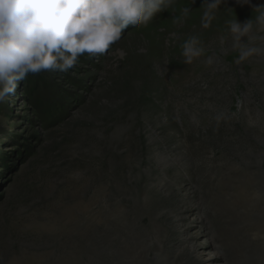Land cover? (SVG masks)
Here are the masks:
<instances>
[{
	"label": "rangeland",
	"instance_id": "rangeland-1",
	"mask_svg": "<svg viewBox=\"0 0 264 264\" xmlns=\"http://www.w3.org/2000/svg\"><path fill=\"white\" fill-rule=\"evenodd\" d=\"M260 5L173 0L18 82L0 101V264H190L209 239L215 264H264V54L238 62L228 33ZM191 35L205 52L186 64Z\"/></svg>",
	"mask_w": 264,
	"mask_h": 264
},
{
	"label": "clouds",
	"instance_id": "clouds-1",
	"mask_svg": "<svg viewBox=\"0 0 264 264\" xmlns=\"http://www.w3.org/2000/svg\"><path fill=\"white\" fill-rule=\"evenodd\" d=\"M222 2L207 0L206 15ZM236 2L247 5L250 0ZM172 3L173 0H0V101L14 93L18 82L29 73L67 72L84 54H105L129 25L147 26ZM254 10V20L235 19L228 24L233 47L239 53L238 62L253 54H264V47L249 46L253 39L264 41V35L253 34L254 28L264 33V5ZM187 13L188 9L182 11V15ZM181 48L186 64L205 52L196 35L184 40Z\"/></svg>",
	"mask_w": 264,
	"mask_h": 264
},
{
	"label": "bare ground",
	"instance_id": "bare-ground-1",
	"mask_svg": "<svg viewBox=\"0 0 264 264\" xmlns=\"http://www.w3.org/2000/svg\"><path fill=\"white\" fill-rule=\"evenodd\" d=\"M204 6V5H203ZM184 10V9H183ZM210 20V19H209ZM214 21V20H213ZM198 31V30H197ZM210 35V34H209ZM184 210V209H183ZM188 210V209H187ZM182 213L183 212H181L180 214H178L177 215V219L180 221L182 218H183V215H182ZM199 228H201V226H199ZM181 230V229H180ZM185 232V231H184ZM182 234H180V236H181ZM194 235H196V234H194ZM192 236V237H195V236ZM184 236V235H183ZM191 237V238H192ZM184 238V239H183ZM182 239L184 240V242L186 241V239H185V236L183 237ZM200 246H207V247H209V250L211 249V251H213V253L212 254H208V255H205L204 257H201V256H198V255H196V256H198V257H196L195 259H192V258H190L189 260H190V264H213L214 263V260L215 259H222V261L224 260V257L219 253V252H217L216 251V246H215V244H214V242L212 241V239H209V243H207V244H203V245H200ZM202 249V248H201ZM202 251H204L203 249H202ZM208 251V250H207ZM192 252H193V254L195 253V254H198L197 253V251H196V248H194V246H192ZM154 259H156L157 260V258H156V256H154L153 257ZM136 259V258H135ZM215 264V263H214Z\"/></svg>",
	"mask_w": 264,
	"mask_h": 264
}]
</instances>
